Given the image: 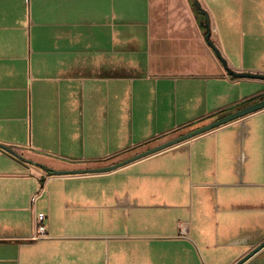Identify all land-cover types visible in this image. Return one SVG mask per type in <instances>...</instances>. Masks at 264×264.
Listing matches in <instances>:
<instances>
[{"label": "crops", "instance_id": "0c3cea01", "mask_svg": "<svg viewBox=\"0 0 264 264\" xmlns=\"http://www.w3.org/2000/svg\"><path fill=\"white\" fill-rule=\"evenodd\" d=\"M197 2L0 0V144L31 162L0 149V264H237L264 241V110L108 173L37 166H110L260 100L202 22L264 75V0Z\"/></svg>", "mask_w": 264, "mask_h": 264}, {"label": "water", "instance_id": "95a60500", "mask_svg": "<svg viewBox=\"0 0 264 264\" xmlns=\"http://www.w3.org/2000/svg\"><path fill=\"white\" fill-rule=\"evenodd\" d=\"M202 27H205L206 29V41L208 42V44L210 45V47H212V49L215 51L217 57L220 59V61L223 63L224 69L226 70V72L232 76L233 78L236 79H257V80H262L264 81V75H256V74H249V73H236L231 71L228 66L227 63L225 62V60L222 58L219 50L214 46V44L211 42V26H210V21L209 19H207L206 21L202 22ZM260 100L257 101L256 103L249 105L243 109H240L238 111H235L229 115H226L224 117H221L219 119H216L202 127L196 128L184 135H181L179 137H176L174 139H171L165 143H162L156 147L150 148L142 153H139L129 159H126L120 163L114 164V165H110V166H106V167H96V168H89V169H80V170H66V171H58V170H53V169H49L44 165H37L38 167H40L42 170H44L47 175L49 177L52 176H69V175H84V174H101V173H108V172H112L115 171L121 167H124L132 162L141 160L143 158L149 157L151 155L157 154L161 151H164L168 148L174 147L176 145H179L181 143L187 142L195 137H198L202 134L208 133L210 131H213L223 125H226L230 122H233L235 120L247 117L253 113L259 112L264 110V95H262L260 98ZM0 149H2L4 152L10 154L11 156L15 157L16 159H18L21 162H25V163H30L27 160H25L20 154H18L16 151H14L13 149L6 147L4 145L0 144ZM264 249V241L258 245L257 247H255L252 251H250L245 257H243V259H241L237 264H244L246 261H248L249 259H251L253 256H255L258 252H260L261 250Z\"/></svg>", "mask_w": 264, "mask_h": 264}, {"label": "built area", "instance_id": "2783aa9c", "mask_svg": "<svg viewBox=\"0 0 264 264\" xmlns=\"http://www.w3.org/2000/svg\"><path fill=\"white\" fill-rule=\"evenodd\" d=\"M38 221V236L39 238H45L48 236L47 234V228L45 225L46 217L43 215H40L37 219Z\"/></svg>", "mask_w": 264, "mask_h": 264}, {"label": "rangeland", "instance_id": "374dc122", "mask_svg": "<svg viewBox=\"0 0 264 264\" xmlns=\"http://www.w3.org/2000/svg\"><path fill=\"white\" fill-rule=\"evenodd\" d=\"M187 132V131H186ZM172 138V137H171ZM152 146H154V145H152ZM134 154H136V153H130V154H128V155H125V156H123V157H121V159H117L116 161H114V162H111L110 164H117V163H120V162H122V161H124V160H126V159H129L130 157H132V156H134ZM106 259V261L108 260L109 261V257L106 255V257H105ZM111 261H112V258H111ZM107 263V262H106Z\"/></svg>", "mask_w": 264, "mask_h": 264}, {"label": "trees", "instance_id": "16d2710c", "mask_svg": "<svg viewBox=\"0 0 264 264\" xmlns=\"http://www.w3.org/2000/svg\"><path fill=\"white\" fill-rule=\"evenodd\" d=\"M191 3H192V6H193L194 11H195L198 15H200L203 11H202V9H201L199 3L197 2V0H191ZM223 113H224V112H223ZM223 113H222V114H223Z\"/></svg>", "mask_w": 264, "mask_h": 264}]
</instances>
